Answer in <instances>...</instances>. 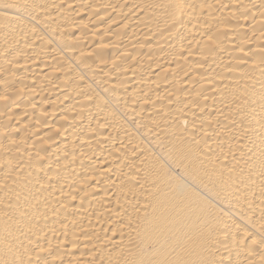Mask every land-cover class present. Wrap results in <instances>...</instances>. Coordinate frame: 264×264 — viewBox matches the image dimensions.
<instances>
[{"label": "bare ground", "instance_id": "1", "mask_svg": "<svg viewBox=\"0 0 264 264\" xmlns=\"http://www.w3.org/2000/svg\"><path fill=\"white\" fill-rule=\"evenodd\" d=\"M0 264H264V0H0Z\"/></svg>", "mask_w": 264, "mask_h": 264}]
</instances>
